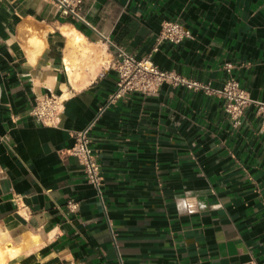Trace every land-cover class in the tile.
<instances>
[{
    "label": "crops",
    "instance_id": "0c3cea01",
    "mask_svg": "<svg viewBox=\"0 0 264 264\" xmlns=\"http://www.w3.org/2000/svg\"><path fill=\"white\" fill-rule=\"evenodd\" d=\"M80 1L76 18L0 0L2 264H264V109L235 123L221 98L169 83L115 97L112 66L116 46L264 103V0ZM168 21L191 37L158 41ZM49 95L56 126L29 114ZM86 127L98 191L70 152Z\"/></svg>",
    "mask_w": 264,
    "mask_h": 264
},
{
    "label": "built area",
    "instance_id": "2783aa9c",
    "mask_svg": "<svg viewBox=\"0 0 264 264\" xmlns=\"http://www.w3.org/2000/svg\"><path fill=\"white\" fill-rule=\"evenodd\" d=\"M64 15H73L78 17L77 11L80 8V0H52ZM191 37L189 29L175 21L164 22L161 25V31L158 41H167L172 44H179L185 39ZM115 49V59L113 61L114 70L118 74L117 90L115 97L120 96L125 91L150 92L156 89L162 83L180 85L192 91H199L207 96L219 97L223 100V109L235 119L238 118L243 110L255 103L259 109H264V103H257L251 100L235 80H228L221 88H213L208 83L187 80L179 75L159 70L151 61L150 55L142 59H135L132 55L126 53L121 48L113 46ZM156 49H154L155 51ZM63 99L61 96H40L35 99L34 105L29 110L30 116L45 126H56L59 113L63 109ZM264 127V121H262ZM88 129L75 133L74 144L70 149L71 155L77 158L83 166L87 181L97 191L101 183L99 166L88 147ZM73 208L75 205H70ZM248 264H255L250 262Z\"/></svg>",
    "mask_w": 264,
    "mask_h": 264
},
{
    "label": "bare ground",
    "instance_id": "6f19581e",
    "mask_svg": "<svg viewBox=\"0 0 264 264\" xmlns=\"http://www.w3.org/2000/svg\"><path fill=\"white\" fill-rule=\"evenodd\" d=\"M72 33H73V35L76 36L75 39L77 42L83 41L82 38L78 34H76L74 31H72ZM88 53H89L88 49L83 50V56H87ZM70 73H72V72L70 71ZM70 75H71L72 82H74L76 76L74 74H70ZM15 253H16V251L11 247L10 244H7L4 247V249L0 248V264H2L4 262L6 254H9L10 257H13V256H15L14 255Z\"/></svg>",
    "mask_w": 264,
    "mask_h": 264
}]
</instances>
